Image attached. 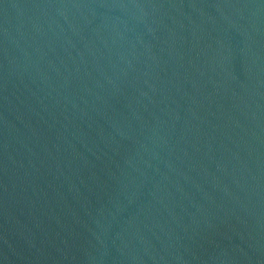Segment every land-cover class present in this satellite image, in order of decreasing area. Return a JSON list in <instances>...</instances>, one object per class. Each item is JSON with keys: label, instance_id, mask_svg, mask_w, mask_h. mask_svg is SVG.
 <instances>
[{"label": "water", "instance_id": "1", "mask_svg": "<svg viewBox=\"0 0 264 264\" xmlns=\"http://www.w3.org/2000/svg\"><path fill=\"white\" fill-rule=\"evenodd\" d=\"M0 264H264V0H0Z\"/></svg>", "mask_w": 264, "mask_h": 264}]
</instances>
